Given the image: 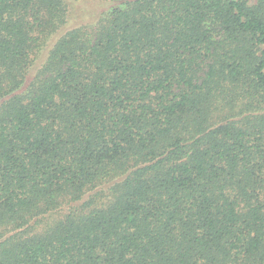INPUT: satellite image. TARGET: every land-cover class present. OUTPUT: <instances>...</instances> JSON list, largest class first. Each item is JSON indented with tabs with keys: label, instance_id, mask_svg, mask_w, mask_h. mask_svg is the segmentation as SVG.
Segmentation results:
<instances>
[{
	"label": "trees",
	"instance_id": "1",
	"mask_svg": "<svg viewBox=\"0 0 264 264\" xmlns=\"http://www.w3.org/2000/svg\"><path fill=\"white\" fill-rule=\"evenodd\" d=\"M81 1L0 0V264H264V0Z\"/></svg>",
	"mask_w": 264,
	"mask_h": 264
},
{
	"label": "rangeland",
	"instance_id": "2",
	"mask_svg": "<svg viewBox=\"0 0 264 264\" xmlns=\"http://www.w3.org/2000/svg\"><path fill=\"white\" fill-rule=\"evenodd\" d=\"M100 6L101 4L99 2H96L95 0H83L81 2H76V4L70 6L69 8V13L72 20H70V22L68 23V27L76 24H81L83 22H87L86 20L92 19L94 16H96L97 11L101 10Z\"/></svg>",
	"mask_w": 264,
	"mask_h": 264
}]
</instances>
